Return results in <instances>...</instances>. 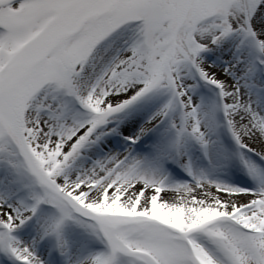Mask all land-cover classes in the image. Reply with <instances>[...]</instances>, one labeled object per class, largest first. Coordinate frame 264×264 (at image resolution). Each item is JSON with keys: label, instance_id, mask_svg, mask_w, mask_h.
I'll return each mask as SVG.
<instances>
[{"label": "snow or ice", "instance_id": "6c2138e0", "mask_svg": "<svg viewBox=\"0 0 264 264\" xmlns=\"http://www.w3.org/2000/svg\"><path fill=\"white\" fill-rule=\"evenodd\" d=\"M0 264H264V0H0Z\"/></svg>", "mask_w": 264, "mask_h": 264}]
</instances>
